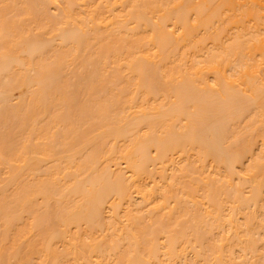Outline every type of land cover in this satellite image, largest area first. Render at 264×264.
<instances>
[{"label":"bare ground","instance_id":"6f19581e","mask_svg":"<svg viewBox=\"0 0 264 264\" xmlns=\"http://www.w3.org/2000/svg\"><path fill=\"white\" fill-rule=\"evenodd\" d=\"M0 264H264V0H0Z\"/></svg>","mask_w":264,"mask_h":264}]
</instances>
